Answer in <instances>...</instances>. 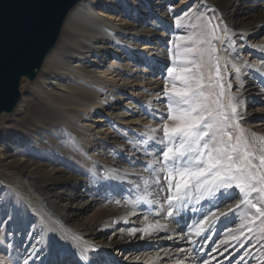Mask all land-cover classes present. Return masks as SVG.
<instances>
[{"label":"bare ground","instance_id":"6f19581e","mask_svg":"<svg viewBox=\"0 0 264 264\" xmlns=\"http://www.w3.org/2000/svg\"><path fill=\"white\" fill-rule=\"evenodd\" d=\"M119 3L123 11L118 13L115 9L105 14L98 8ZM151 8L147 0L136 4L131 0L79 1L67 16L56 46L34 71L36 78L23 77L43 87L40 97L47 110L41 113L42 121L54 122L66 111L77 118L83 131L78 137L90 154L88 172L64 169L68 135L63 128L50 156L53 161L33 163L27 150L49 143L45 132L35 131L31 112L38 107L24 99L12 112L0 113L14 114L2 130L0 157L5 171L0 180L8 185L0 184V193L21 209L13 218L9 205L8 221L18 222L0 224V250L10 255L14 248L17 264L26 260L28 264H80V248L88 245L102 252L105 264L137 263L141 253L151 254L155 261L177 242H188L189 236L193 240L192 228L202 213L221 203L219 199L202 201L194 205L196 211L188 205L173 221L157 214L158 205L140 202L142 193L133 191L134 185L143 187V179L148 178L144 164L158 155L151 151L145 155L140 141L150 128L158 127L159 114L166 112L158 93L171 63L170 40L175 46L180 41L174 22L188 13L165 8L159 14ZM208 8L216 11L211 28H216V35H224L226 28L228 36L220 43L209 31L204 46L210 40L224 58L221 74L227 72L231 92L238 97L244 128L264 135V0H198L195 6L198 11ZM233 65L239 68V80ZM153 198L163 203L162 195ZM156 220L166 225L165 231L142 238L139 232L129 234L131 228L143 229ZM92 255L88 253L89 258Z\"/></svg>","mask_w":264,"mask_h":264},{"label":"snow or ice","instance_id":"6c2138e0","mask_svg":"<svg viewBox=\"0 0 264 264\" xmlns=\"http://www.w3.org/2000/svg\"><path fill=\"white\" fill-rule=\"evenodd\" d=\"M179 22L177 18L176 24ZM42 28L40 20L28 27L19 43L21 56L31 47L39 45ZM209 35L224 43L228 31L225 28L224 35H216V28H211ZM178 39L191 43L182 49L176 44L172 63L164 70L165 82L158 95L163 98L166 112L159 114L158 127L150 128L140 141L145 155L150 151L158 155L144 164L148 178L143 179V187L134 185L133 191L138 189L142 193L138 197L140 202L148 206L158 205L157 214L173 221L182 215L188 205H193L190 210L196 211L194 205L219 199L221 203L214 205L215 210L202 213L201 219L192 228L196 237L205 232L206 225L210 226L220 217H227L241 206L251 212L241 218L240 228H246V233L252 234L258 223L259 231L264 233V135L249 132L242 125L243 117L237 110L238 97L231 92L232 84L227 80V72L221 74L220 61L224 58L217 54L219 50L211 41H208V47L201 48L190 36L181 35ZM170 43L174 41L170 40ZM233 67L236 68L235 65ZM236 73L235 79L239 80V68H236ZM116 179L123 181L120 176ZM154 194L162 195L163 203L150 199ZM115 203L120 204L121 201L116 200ZM8 204L15 218L14 214L21 209L11 199ZM143 219L147 221L148 217ZM3 223L0 220V224ZM165 229L166 225L156 220L143 229L131 228L129 234L136 236L139 232L142 238ZM246 233L241 231L239 236L234 235L231 239L243 247L245 241L254 239L253 235ZM172 238L169 236V239ZM188 243H194L191 236ZM255 248L256 244H252L246 249V254ZM89 252L93 253L90 258ZM101 256L102 252L94 245L82 246L78 253L80 264H94V261L105 264ZM252 258L255 259V255ZM240 259L243 260L244 256ZM178 264L182 262L178 261ZM202 264L205 262L202 261Z\"/></svg>","mask_w":264,"mask_h":264},{"label":"rangeland","instance_id":"374dc122","mask_svg":"<svg viewBox=\"0 0 264 264\" xmlns=\"http://www.w3.org/2000/svg\"><path fill=\"white\" fill-rule=\"evenodd\" d=\"M132 1L134 4L138 3V0H131V2ZM147 2H149L150 6L152 7L151 9L159 14L165 8L169 10L171 9L172 11H187L188 13L185 15V17L179 19V24L174 22V25L178 28L176 34L178 37L181 35L190 36L196 41V46L205 48V35L211 30L209 21L216 14V11L213 8L198 11L195 9L198 0H147ZM122 6L123 5L121 3H119V5L116 7L110 6V4H101L98 6V8L101 12L107 14L115 9L117 10L116 13L123 11V9H121ZM136 7H138V5ZM201 40H203L204 43H200ZM61 41L62 40L60 39L58 45L60 48H62ZM190 43V41L180 40L178 44L182 49L186 46H190ZM175 50L176 46L173 43V48L170 53L171 63L172 55ZM178 61L179 58H177V63ZM26 81L27 80L23 79L21 82V101L25 99V101L30 102L32 106L35 105L38 107L37 110L36 108L33 109L34 113L31 112V116H33L34 120L36 121L34 124L35 131L42 133L45 132L48 135L49 140L47 146L41 144L38 147H33L31 150H27L30 151L33 157V163L49 164L53 161L50 156L52 152H55V142L62 135L61 132L64 131L68 135L65 139L64 146V169L67 171L69 169H73L76 171L88 172L90 170V166L86 161V158H88L90 154L87 153L84 142L78 137L83 134V131L77 121V118L66 111L58 114L56 116L58 119H56L54 122L42 121L43 115L41 113L44 111V109L47 110L45 106V100L40 97L41 89L43 87L41 86L42 88H40L39 85L35 86V82ZM31 83L33 86H31ZM7 116H0V148L2 146V142L4 141V133L2 130L5 124L14 118V114L12 116ZM62 128L64 130L61 131ZM127 143L128 145H130V143L132 145L134 142L127 141ZM3 164L4 163L0 157V173L5 171ZM0 184L8 185L2 180H0ZM11 186L12 185H10V187ZM12 189H16V187H13ZM9 199V196L0 193V205H3V207H0L1 220H3L4 223H17L18 221L16 219L8 221L9 214L11 212L8 204ZM233 203H235V201H233ZM250 212L251 210L245 206H241L240 209H234V213H229L227 217H222L220 220H217L218 222L215 221L212 222L213 224L210 223V226H206L205 229L207 231L205 234L201 235L200 237H195L193 239L194 243L189 244L187 241L177 242L168 250L167 255L162 253L155 261L150 259L151 254L146 255L147 253H141V255L139 254L137 256L139 257V259H137V263L133 264H178V261H181L182 264H202V261L205 262V264H264V239H259L264 237V233L259 231V224L257 223V225L254 226V233L252 234H247L246 228H240V225L243 222L241 218L250 215ZM241 231H244L246 235L254 236V239L245 241L243 247H240L237 241L231 239V237L234 235L239 236ZM205 237H207V239H205ZM241 239H243V237H241ZM252 244H256V248L253 249V252L246 254V249L250 248ZM180 249H184L185 251H180ZM14 250L15 249L13 248V250L10 252V255L0 250V264H8L6 260L11 261L13 264H17L18 260L14 257ZM242 255L244 256L243 260L240 259ZM253 255H255V259L252 258Z\"/></svg>","mask_w":264,"mask_h":264},{"label":"water","instance_id":"95a60500","mask_svg":"<svg viewBox=\"0 0 264 264\" xmlns=\"http://www.w3.org/2000/svg\"><path fill=\"white\" fill-rule=\"evenodd\" d=\"M81 0H0V113L12 112L21 100L23 77L36 78L56 46L64 22ZM43 22L42 38L23 56L19 43L28 27Z\"/></svg>","mask_w":264,"mask_h":264}]
</instances>
